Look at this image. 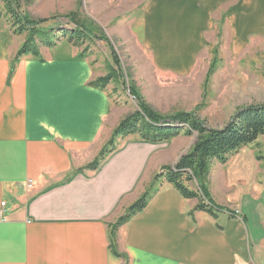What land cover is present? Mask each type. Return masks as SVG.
<instances>
[{
  "label": "crops",
  "instance_id": "obj_1",
  "mask_svg": "<svg viewBox=\"0 0 264 264\" xmlns=\"http://www.w3.org/2000/svg\"><path fill=\"white\" fill-rule=\"evenodd\" d=\"M219 3L152 0L142 37L157 68H191ZM229 16L233 42L264 33V0H241ZM168 43L189 49L184 66L156 63L162 48L170 57ZM14 61H0V264H264V185L251 163L240 162L233 175L225 173L233 161L210 163L205 186L224 211L194 210L196 199L161 183L111 235L114 222L183 149L170 142L176 137L158 144L125 139L96 169L88 167L123 118L105 89L91 85L89 62L76 52Z\"/></svg>",
  "mask_w": 264,
  "mask_h": 264
},
{
  "label": "rangeland",
  "instance_id": "obj_2",
  "mask_svg": "<svg viewBox=\"0 0 264 264\" xmlns=\"http://www.w3.org/2000/svg\"><path fill=\"white\" fill-rule=\"evenodd\" d=\"M11 1L18 7L10 16L0 0V61L14 64L18 50L30 34V25L23 24L26 30L20 33L18 24L23 23V19L40 21L33 34L39 53L62 57L76 52L89 62L94 79L107 75L114 68L118 76L105 87V91L123 118L138 110L130 94L132 89L161 116L192 113L204 126L213 129L223 128L238 108L264 105V33L251 32L241 42H233L229 12L241 0H220L210 10L212 23L202 32L203 42L194 53L191 68L185 72L157 68L152 50L143 44L144 11L152 0ZM68 16L73 21L68 22ZM78 28V35L69 39L72 30ZM148 41H151L150 35ZM47 42L51 44L49 47L43 44ZM167 45L170 57L162 48L157 52L156 63L174 68L184 66L191 56L189 49L183 53V43H173L172 47L171 43ZM23 58H30V55L21 56ZM132 138L139 140L137 135L117 138L113 150L122 140ZM195 140L196 134L187 136L181 133L170 142L181 146L183 155ZM230 161L234 165L230 171L225 169L226 174H236L239 171L236 165L240 162L251 163L256 168L258 184L264 185V134L253 144L231 154L225 163H219L225 166ZM161 183L165 182L153 184L148 191L150 197ZM185 185L197 190L195 181L185 182ZM236 218H241L240 213Z\"/></svg>",
  "mask_w": 264,
  "mask_h": 264
},
{
  "label": "trees",
  "instance_id": "obj_3",
  "mask_svg": "<svg viewBox=\"0 0 264 264\" xmlns=\"http://www.w3.org/2000/svg\"><path fill=\"white\" fill-rule=\"evenodd\" d=\"M2 1L7 14L14 15L15 8L18 6L11 0ZM66 18L70 19L68 22L73 21L70 16ZM22 21L23 23L18 24L20 25L18 31L21 33L26 30L23 27V24H26V27L31 26L29 27L30 34L18 50L17 55L18 57L26 55L38 57L39 51L34 44L33 34L40 21L33 22L25 19ZM78 31H80L79 28L72 30L69 39L77 36ZM43 44L47 47L51 45L48 42ZM114 71V68H111L107 75L97 78L91 85L101 90L105 89L114 78H117L118 75ZM130 94L134 97L138 110L120 120L113 129L108 142L88 167L96 169L114 151V143L117 138L123 139L137 135L141 142L158 144L168 142L182 133L187 136L196 134V140L173 165L160 169L159 173L153 177L152 185L147 192L133 202L111 226V235L120 225L126 223L146 207L150 199L148 191L158 181L171 185L184 199H196L197 205L194 210L203 211L212 216L215 212L224 211L223 208L211 202L205 186L209 165L213 160L225 163L231 154L253 144L264 134V105L238 108L223 128L213 129L204 126L203 122L195 118L192 113L178 112L171 116H161L150 109L135 90H130ZM188 181H195L197 190L189 189L185 185V182ZM232 215L234 217L233 213Z\"/></svg>",
  "mask_w": 264,
  "mask_h": 264
},
{
  "label": "built area",
  "instance_id": "obj_4",
  "mask_svg": "<svg viewBox=\"0 0 264 264\" xmlns=\"http://www.w3.org/2000/svg\"><path fill=\"white\" fill-rule=\"evenodd\" d=\"M29 187L31 186V183L29 182V185H28ZM5 205V203H1V207H3ZM1 215V214H0ZM235 215L237 216V217H239V212H237V211H235Z\"/></svg>",
  "mask_w": 264,
  "mask_h": 264
},
{
  "label": "bare ground",
  "instance_id": "obj_5",
  "mask_svg": "<svg viewBox=\"0 0 264 264\" xmlns=\"http://www.w3.org/2000/svg\"><path fill=\"white\" fill-rule=\"evenodd\" d=\"M173 12V11H172ZM182 15V14H181ZM234 216H235V214H234ZM235 217H237V216H235Z\"/></svg>",
  "mask_w": 264,
  "mask_h": 264
}]
</instances>
